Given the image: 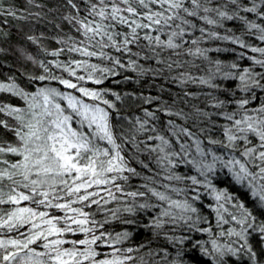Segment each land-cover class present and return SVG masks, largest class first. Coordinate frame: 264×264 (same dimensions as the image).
<instances>
[{
  "label": "snow or ice",
  "instance_id": "1",
  "mask_svg": "<svg viewBox=\"0 0 264 264\" xmlns=\"http://www.w3.org/2000/svg\"><path fill=\"white\" fill-rule=\"evenodd\" d=\"M83 3L86 14L80 18L78 5L73 0H67L68 5L77 9V16L70 19L79 25L77 31L84 37L79 46L73 44L68 51L107 60L113 67H102L87 59L73 60L54 66L74 77L76 82L47 75L35 78L41 82L57 80L65 89L72 91L43 86L34 93H27L14 83H0V92L11 93L26 102V108L0 104V113L16 121L13 126L6 120H0V127L12 132L16 138L15 144L0 142V205L18 206L21 202L36 205L35 209L30 206L15 207L0 214V230L7 229V233L16 230L21 237L13 238L0 232V237H7L0 238V264H127L134 258L126 253H132L134 249L122 250L116 245L127 239L129 233L125 231L112 236L99 231L109 221L98 222L95 213L85 209L95 206L96 212L108 211L112 219H118L121 212L134 214L138 209L161 207L159 215L151 222L152 228L159 229L165 223L176 225L182 221L190 230L210 233V228L198 227L201 221L199 215L195 219L191 215L198 213L195 202L200 201L202 195L215 201V205L210 207L216 213L218 226L230 222L236 225L219 233L220 237H228V242L219 243L213 238L210 249L200 246L203 255L210 258V264H226V256L242 255L250 264H261V257L253 249L250 237L255 234L264 243V104L250 110V101L245 97L234 102L236 107L233 111L208 113L196 105L191 106V112L182 108L173 110L164 102L154 111L145 108L144 118L137 116L134 122L121 117L127 120L129 126L123 128L118 137L109 111L115 110L116 104L105 98L109 90L90 89L81 82L101 85L108 77L118 75L117 68L134 72L139 68L140 75L151 71L154 76L186 65L203 70L194 62L195 59H202L208 64L206 75L194 76L190 71H183L172 76L171 81L180 86L198 84L219 89L220 86L215 83L218 78L238 80L237 90L252 93L255 98L254 90L264 89V47L249 43L245 36H254L264 44V0H83ZM0 17L26 19L18 15L17 10L4 7L2 0ZM225 22H238L240 27L234 30L226 27ZM197 32L199 35H196ZM162 35L166 39H162ZM209 42H222L235 47H201ZM133 45L140 51L133 52ZM237 48L242 51L237 53ZM104 49H113L116 53L137 59L129 58L125 64L120 56H112ZM166 51L170 55L164 58L161 54ZM221 51H231L239 60L246 59L251 64L241 69L235 61L225 64L209 56L210 52ZM51 55L58 56L60 52H52ZM172 56L178 59L173 60ZM183 56H190L193 60L179 59ZM138 60H155L165 67L144 69L138 65ZM41 66L45 73L49 72L48 67ZM257 68L261 71H256ZM77 69L86 75H77ZM111 95L117 101L122 99L115 92ZM208 95L211 107L215 109H225L226 103H232L220 100L211 93ZM184 96L196 98L187 91ZM139 99L151 105L160 98L149 96ZM101 103L107 108L101 107ZM159 111L186 123L191 121L193 127L203 120L216 126L211 117L219 116L226 121L219 126L223 138L205 135L210 133V128L199 127L194 132L173 119L166 122L169 134L166 137L153 123L159 119L156 115ZM205 139L208 146H205ZM118 140L121 142L118 143ZM100 142L106 146H101ZM125 145L134 149L129 157L123 154ZM140 155L154 162L156 168L140 159ZM132 159L151 173L143 176L145 183L139 187L144 190L125 191L118 182H127L130 176H141L135 167L130 166ZM181 165L190 167L195 174H177L174 169ZM218 170H226L232 182L244 189L239 197L216 186L214 179ZM160 176L163 181H188L189 185L177 188L158 180ZM154 184L164 191L153 187ZM101 192L106 193V197ZM170 192L177 195L190 192V200L173 199ZM151 197L159 203H150ZM138 198H143L145 202L137 204ZM249 198L253 203L252 209L246 203ZM121 201L122 208L105 207L111 202ZM77 204L80 207H74ZM165 204L167 207H162ZM41 207L57 209L64 214L58 216L38 211ZM124 222L134 223L131 220ZM26 225L29 226L27 233L20 232ZM69 233H82L84 238H63ZM165 239L183 243V239L177 240L172 236L166 235ZM101 241L111 249L110 252L97 251ZM65 244L71 247H64ZM101 255L103 258H99ZM164 255L166 258L167 252ZM181 255L177 253L178 257ZM172 264H182V261L178 259Z\"/></svg>",
  "mask_w": 264,
  "mask_h": 264
},
{
  "label": "trees",
  "instance_id": "2",
  "mask_svg": "<svg viewBox=\"0 0 264 264\" xmlns=\"http://www.w3.org/2000/svg\"><path fill=\"white\" fill-rule=\"evenodd\" d=\"M2 2L4 7H11L17 10L18 15H23L26 19L0 17V81L15 83L23 90L29 92L34 91L37 87L45 84L50 86H59L62 89L64 86L59 84L57 80L49 79L41 82L35 78L41 75H47L49 77L56 76L64 79H71L73 82H76L74 77H70L67 72L54 66L56 63L67 64L73 60L87 59L90 63H95L102 67H113V65H111L107 60L97 57L88 58L81 56L77 52L68 51L73 44L79 46L80 42L84 40V37L81 35V32L77 31L79 25L70 19L71 17L77 16V9L68 5L67 0H33L32 3H29L28 0H2ZM73 2L78 5V8L80 9V18H82L86 14L84 12L85 5L83 0H73ZM248 15L250 18H254L251 14ZM66 17L69 19H66ZM5 21L7 22L5 23ZM225 24L226 27H231L234 30H237L240 27L238 22H225ZM221 32L223 34V30H221ZM237 34H239V31H237ZM141 35H143L142 32ZM196 35H199V33L197 32ZM29 37H32V39H29ZM161 38L166 39V36L162 35ZM245 39L253 45L264 47V44L256 40L254 36H245ZM142 43L146 42L142 41ZM131 47L133 52L140 51V49L135 45ZM201 47L232 48L235 46L224 44L222 42H209L207 44H202ZM57 51L60 52V55H51L52 52ZM104 51L112 56H120L122 62L125 64H127V60L129 58L137 59L135 56L129 57L128 55L116 53L113 49H104ZM240 51L242 50L237 48V53ZM248 54L254 55L252 53ZM161 55L166 58L170 55V52L166 51ZM209 56L213 60L219 59L225 64L235 61L240 64L241 69L245 66H250L251 64V62L246 59L239 60L237 55L231 51H221L219 53L210 52ZM171 58L173 60L178 59L175 56H172ZM179 59L193 60L190 56H183ZM137 62L138 65L142 66L144 69H158L165 67L164 65L157 64L155 60H138ZM194 62L201 65L203 70L192 69L186 65L184 68L175 69L172 72L165 70L162 75L154 76L151 71H146L143 75H140L139 68L135 72L127 68H117L116 71L118 72V75L108 77V79H106L101 85H95L91 82L81 83L83 86L90 89L109 90L108 94L105 95V98L116 104V109H109V111L112 113V122L115 125L118 137L121 130L129 126L127 120L121 119V117H127L134 122L137 116L144 118L143 110L145 108L150 111H154L164 102L172 106L173 110L182 108L185 112H191V106L196 105L208 113L222 112L224 110L233 111L236 107L234 102L245 97L250 101L248 105L250 110L264 104V89H255V98H253L252 93H244L237 90V85L239 84L238 80H222L218 78L215 83L220 86L219 89H210L206 86H200L198 84L180 86L171 81L170 78L172 76H177L183 71H190L194 76L206 75V69L208 67L207 61L195 59ZM41 65L48 67L49 72L45 73L44 68ZM73 67H75V65H73ZM78 71L80 72L78 73ZM256 71H261V69L257 68ZM78 74L86 75V73L81 69H77V75ZM97 75H99V73H97ZM126 77L127 79H125ZM66 90L72 91L70 89ZM185 91L194 94L196 98L193 99L185 97ZM112 92L119 94L122 99L117 101L115 96L111 95ZM208 93H211L220 100L232 101V103H226L225 109H215L211 107V97ZM233 93H235V95H233ZM74 94L79 95V93ZM149 96L159 97L160 99L154 101L151 105L144 104L143 101L139 99V97ZM89 101L93 103V101ZM185 101H187V103H185ZM7 103L11 105H18V101L15 96L8 92H0V104ZM96 103L100 102L96 101ZM100 106L107 108V106L102 103ZM156 115L159 119L153 123L156 124L158 130L166 137L169 135L165 127L166 122L168 119H173L177 124L190 127L194 132H197L199 127L210 128V133H206L205 135L210 134L213 138L217 139L223 138L222 129L219 126L226 123V121L219 116L211 117L212 120L216 121V126H212L207 120H203V122L197 127H193L191 121L186 123L176 117H168L163 113V111L157 112ZM0 120H6L10 125L15 126L14 122L16 121L3 113H0ZM11 134L13 133L7 131L3 127H0V142L11 143ZM201 138L204 139L203 136ZM119 142L121 141L118 140V143ZM100 143L101 146H106L103 142ZM205 146H208L206 139ZM125 148L126 151L123 154L126 157H129L134 153V149L131 145H125ZM11 158L12 157H10V159ZM139 158L144 160L146 163H150V166L153 169L156 168L154 162H150L146 156L140 155ZM130 166L135 167L137 171L141 173V176H130V179L127 182L122 180L118 182L124 186L125 191L144 190L139 187L145 183L143 176L151 175V173L144 170L135 159L130 160ZM156 170L158 171V169ZM174 171L183 176L195 174L194 171L186 165H181L180 167L174 169ZM124 175L130 174L124 173ZM157 179L161 180L163 183H171L177 188H184L189 185L188 181H163L162 176L157 177ZM5 183H7V181ZM214 183L219 189L226 190L237 197H239L241 192L244 191V189H241L239 185H235L232 182L226 170H218V175L215 177ZM152 186L157 187L160 191H164V189L160 188L159 185L154 184ZM91 190L92 189H90V191ZM5 191H8V189H5ZM201 192L203 193V189H201ZM101 195L106 197V193L104 192H101ZM169 195H171L173 199L177 200H190L191 193H181L180 195H177L176 193L170 192ZM143 202H145L143 198H138L137 204ZM149 202L152 204L159 203L154 197H151ZM22 203L28 204L34 209L36 208L35 204H30L29 202ZM246 203L250 209L253 208L251 198H249ZM210 205H215V201L210 199L207 195H202L201 200L195 202V206L199 209L198 213L191 214L193 215V219L199 215L201 221L198 224V227L210 228V233L190 230L182 221L176 225L171 222L165 223L163 227L159 229L152 228L150 226L151 222L159 215L162 210L161 207L153 208L152 210L138 209L134 214L121 212L118 214V219H112L111 212L108 211L96 212L95 206H93L92 209H85V211L95 213V219L98 222H103L106 219L109 221L104 225V228L99 229V231H105L106 233H110L112 236L125 231L129 233L127 239L116 245V247L122 250L127 248L134 249L132 253H126L134 258L133 261H129L127 264H172L173 261L178 259L182 261V264H210V258L203 255L200 246L203 245L204 247L210 249L213 238L217 239L219 243L223 239L228 242L229 238L226 236L220 237L219 233L221 230L226 232L229 227L236 226L231 222L229 224L218 226L216 213L212 210ZM122 206L123 202L121 201L111 202L105 207L107 209H115L117 207L122 208ZM13 207L14 206L12 204L7 203L0 205V214L12 210ZM74 207H80V205L77 204L74 205ZM162 207H167V205L165 204ZM253 210L255 211V209ZM38 211H48L50 214L58 216H62L64 214L57 209H44L42 207L38 209ZM173 211L178 210L173 209ZM257 215L259 217L260 213L257 212ZM161 219L167 220V218L163 217H161ZM127 220L134 221V223H125L124 221ZM36 222L39 223L38 220ZM26 228L27 226H24L19 231L27 233ZM99 231L96 232L97 235L99 234ZM0 232L7 233V229H2ZM7 235L13 238H21L19 236V232L16 230H13L11 233H7ZM166 235L175 237L177 240L183 239V243L170 242L165 239ZM0 238L7 237L4 236ZM63 238L67 240H75L83 239L84 236L82 233H77L75 235L69 233ZM250 242L253 249L258 253V255H260L261 264H264V243H262L259 237L255 234L250 237ZM64 247H71V245L65 244ZM97 251L99 253H108L111 249L106 247L103 241H101L100 246L97 247ZM165 252H167L166 258L164 255ZM178 252L182 253L179 257L177 256ZM99 258H103V256L101 255ZM224 259L226 264H250L247 257L243 255L237 257L226 256Z\"/></svg>",
  "mask_w": 264,
  "mask_h": 264
},
{
  "label": "rangeland",
  "instance_id": "3",
  "mask_svg": "<svg viewBox=\"0 0 264 264\" xmlns=\"http://www.w3.org/2000/svg\"><path fill=\"white\" fill-rule=\"evenodd\" d=\"M80 71H78V73H79ZM79 75V74H78ZM0 83H4V84H10L11 82H4V81H0ZM15 84V83H14ZM19 89H22V88H20L17 84H15ZM43 86H48V87H54V88H57V89H59V90H61V91H69V90H66V89H64V88H60L59 86H53V85H48V84H45V85H42V86H39V87H43ZM39 87H37L34 91H31V92H29V91H25V90H23V91H25V92H27V93H34ZM11 94V93H10ZM15 98L17 99V101H18V105H12V106H15V107H21V108H26V102L24 101V100H22L20 97H18V96H15ZM86 101L87 102H89V103H91L89 100H87L86 99ZM7 104H9V103H7ZM11 105V104H10ZM15 124H16V122H14ZM14 124V125H15ZM11 136V143H13V144H15L16 143V138H15V136H14V134H11L10 135ZM22 203V202H21ZM14 207L13 208H15V207H24V206H29L28 204H20V205H13ZM31 207V206H30ZM27 226V228H26V232L28 231V225H26ZM232 226V225H231ZM232 239H235V238H232ZM227 240V239H226ZM225 243L226 241H224V239L220 242V243Z\"/></svg>",
  "mask_w": 264,
  "mask_h": 264
}]
</instances>
